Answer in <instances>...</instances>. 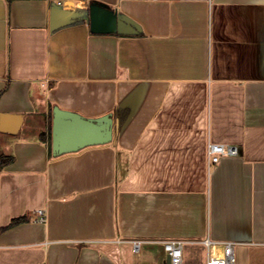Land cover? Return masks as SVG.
Instances as JSON below:
<instances>
[{"label":"crops","instance_id":"crops-1","mask_svg":"<svg viewBox=\"0 0 264 264\" xmlns=\"http://www.w3.org/2000/svg\"><path fill=\"white\" fill-rule=\"evenodd\" d=\"M92 1L0 0V116H21L0 129V264H169L170 239L181 264L228 242L264 264V0H96L141 32L51 30L53 2ZM56 105L128 113L112 142L55 156ZM210 142L238 153L211 163Z\"/></svg>","mask_w":264,"mask_h":264},{"label":"water","instance_id":"water-1","mask_svg":"<svg viewBox=\"0 0 264 264\" xmlns=\"http://www.w3.org/2000/svg\"><path fill=\"white\" fill-rule=\"evenodd\" d=\"M87 21L94 33H118L134 35L141 32V26L131 17L110 5L93 0L87 8L67 7L52 3L51 30ZM11 120V124L7 121ZM21 120L20 115L2 114L0 129L15 132ZM119 127V120L109 112L98 117H87L79 112L59 106L53 108L52 150L55 156L77 152L89 146L112 142ZM167 262L171 264L170 256Z\"/></svg>","mask_w":264,"mask_h":264},{"label":"built area","instance_id":"built-area-1","mask_svg":"<svg viewBox=\"0 0 264 264\" xmlns=\"http://www.w3.org/2000/svg\"><path fill=\"white\" fill-rule=\"evenodd\" d=\"M62 4V2H58ZM238 153V148L232 144H223L210 142L208 145V156L211 163H218L225 156H233ZM39 221L47 220V213L43 209L36 210ZM141 240H134L133 247L136 252L140 250ZM210 245V241L206 240ZM167 255L170 256L171 264H181L183 260L184 241L181 239H170L164 242ZM237 258L234 251V243L228 242L220 250H216V246H212V251L207 259V264H236Z\"/></svg>","mask_w":264,"mask_h":264},{"label":"trees","instance_id":"trees-1","mask_svg":"<svg viewBox=\"0 0 264 264\" xmlns=\"http://www.w3.org/2000/svg\"><path fill=\"white\" fill-rule=\"evenodd\" d=\"M127 113L128 112L126 110H123V109L117 110L116 116H117V119L119 120V125H121L123 123V121L125 120V118L127 116ZM13 159H14L13 156L1 155L0 156L1 166H5V165L11 163L13 161ZM22 220H23L22 218L15 219V220H13L11 225L17 224V223L21 222Z\"/></svg>","mask_w":264,"mask_h":264}]
</instances>
